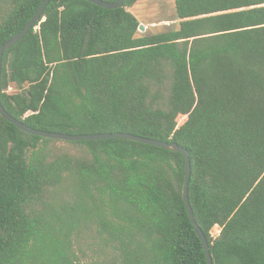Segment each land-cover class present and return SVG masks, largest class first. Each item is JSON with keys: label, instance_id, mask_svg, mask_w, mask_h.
I'll return each mask as SVG.
<instances>
[{"label": "trees", "instance_id": "16d2710c", "mask_svg": "<svg viewBox=\"0 0 264 264\" xmlns=\"http://www.w3.org/2000/svg\"><path fill=\"white\" fill-rule=\"evenodd\" d=\"M139 1L51 0L4 52L1 103L36 129L187 148L214 264H264V0H175L179 27L154 34ZM42 2L0 0V46ZM185 177L180 152L41 137L0 114V264H208Z\"/></svg>", "mask_w": 264, "mask_h": 264}, {"label": "water", "instance_id": "95a60500", "mask_svg": "<svg viewBox=\"0 0 264 264\" xmlns=\"http://www.w3.org/2000/svg\"><path fill=\"white\" fill-rule=\"evenodd\" d=\"M88 1L94 4H97L101 7L108 8V9L119 8V7H122L124 4V0H117L114 2H108L105 0H88ZM50 2L51 0H43L40 8L35 13V15L32 17V19L29 21V23L24 27V29L21 30L18 34L12 36L4 44L0 46V80H1V75H2L4 52L7 49H9L11 46H13L14 44L19 42L23 37H25L28 34V32L41 19L47 5ZM139 30L140 31L145 30L143 24H140ZM0 114L4 118L9 120L10 122L15 124L22 131L33 134V135H38L41 137L64 140V141H83V140H101V139H107V138H124V139L137 141V142L144 143V144L158 146V147L170 150V151L182 153L186 161V177H185V184H184V189H183V198L185 201L187 212L189 214L191 222L193 223L195 227L197 234L199 235L200 239L203 242L208 264H214L208 239L205 233L203 232V230L201 229V227L197 223L196 216L194 214V211H193V208L190 202V198H189V183L191 179V169L192 168H191L190 154L187 148L179 145L176 142L163 141L160 139H154V138L137 135V134H133L129 132L116 131V132H103V133H95V134H72V133H62V132H56V131H46L42 129H36L34 127L28 126L24 122L18 120L16 117L11 115L4 108L3 104L1 103V100H0Z\"/></svg>", "mask_w": 264, "mask_h": 264}, {"label": "rangeland", "instance_id": "374dc122", "mask_svg": "<svg viewBox=\"0 0 264 264\" xmlns=\"http://www.w3.org/2000/svg\"><path fill=\"white\" fill-rule=\"evenodd\" d=\"M130 10L138 17L145 30L140 34H154L168 28H178L180 19L177 18L175 0H144L137 2ZM18 88L12 84L9 92H16ZM219 233L215 226L213 235Z\"/></svg>", "mask_w": 264, "mask_h": 264}]
</instances>
